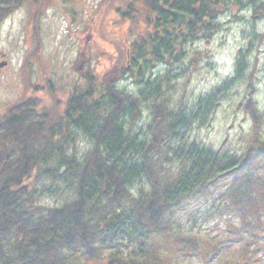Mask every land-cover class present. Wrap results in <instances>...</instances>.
<instances>
[{
  "label": "trees",
  "instance_id": "16d2710c",
  "mask_svg": "<svg viewBox=\"0 0 264 264\" xmlns=\"http://www.w3.org/2000/svg\"><path fill=\"white\" fill-rule=\"evenodd\" d=\"M111 1L105 15L120 11L115 6L120 0ZM254 1L144 0L122 10L130 30L138 29L131 43L137 54L129 63L135 67L149 55L164 60L146 50L150 29L158 34L161 18H173L159 2L190 14L199 3L195 18L206 16L213 29L218 4L243 9ZM51 2L30 0L34 44L24 65L40 58L38 20ZM258 9L264 12V0ZM9 10L0 9V20ZM120 54L95 81L76 88L65 105L56 95L48 106L23 97L0 111V264H177L182 256L197 257L202 264H256L264 251V111L255 100V64L242 58L238 68L245 73L238 105L251 128L243 147L229 150L185 137L195 118L205 121L219 105L226 84L188 110L183 100H171L168 83L176 74L167 62L164 74L131 91L122 83L133 70L125 50ZM197 63L190 61L191 67ZM145 109L148 120L137 129ZM219 184L224 188L208 216L226 221L227 241L239 246L238 261H218L226 246L178 227L177 211L200 195H211ZM129 245L136 248L123 256L120 248Z\"/></svg>",
  "mask_w": 264,
  "mask_h": 264
},
{
  "label": "rangeland",
  "instance_id": "374dc122",
  "mask_svg": "<svg viewBox=\"0 0 264 264\" xmlns=\"http://www.w3.org/2000/svg\"><path fill=\"white\" fill-rule=\"evenodd\" d=\"M143 1L120 0L115 6L120 11H128L144 5ZM111 4V0L104 4L101 0H52L38 20L40 58L30 59L26 65L24 63L34 44L30 0H21L16 8L7 12L0 20V62H6L0 68V111L23 97H33L40 101V105L48 106L52 96L56 95L65 105L76 88L83 89L89 80L95 81V76L110 68L121 55V50H126L135 40L134 34H138L136 28L132 33L134 30H130L129 20L121 18L120 11L113 10L105 15ZM91 9L94 23L89 16L87 18ZM226 9L218 17L219 28L209 42L205 38L186 41L185 52L179 55L173 66L175 78L168 85L171 86V100H183L189 110L195 108L200 98L226 84L219 105L205 115V121L195 118L193 125L186 129L185 137L213 148L240 150L251 128L249 116L238 105L245 86V73L239 74L238 68L244 59L250 66L252 63L256 66L255 100L264 111V17L253 20L251 10L244 8L235 11L234 15L240 16L236 20L231 7ZM192 59L198 60L197 67H191ZM145 62L148 70L143 78L136 77L135 68L123 81L129 90L136 91L144 86V82L148 83L166 71L164 60L157 61L148 56ZM93 83V87L98 88V83ZM148 115L145 109L137 129H144ZM79 147L83 149L85 143H79ZM223 188L221 184L214 186L211 195H200L177 211L178 227L182 232L211 238L226 246L216 258L218 261H238L236 250L239 246L227 241L226 221L208 216L219 189ZM44 201L52 203L53 199L44 198ZM257 257L260 260L256 264H264V251ZM176 263L202 264L193 256L178 257Z\"/></svg>",
  "mask_w": 264,
  "mask_h": 264
},
{
  "label": "flooded vegetation",
  "instance_id": "af4514ba",
  "mask_svg": "<svg viewBox=\"0 0 264 264\" xmlns=\"http://www.w3.org/2000/svg\"><path fill=\"white\" fill-rule=\"evenodd\" d=\"M95 1L98 2L99 0H95ZM106 1H108V0H106ZM106 1L101 0V4H104ZM258 3H259V0H255L254 3H248V5L245 7V8H249L251 10V12H252L251 16H252V18H254L253 20H257V18L261 19L262 17H264V12L262 10L258 9L256 11V7H257ZM19 4H20V2H19ZM90 6H91V4L88 7H90ZM158 6H159V8L162 9V11L169 10V12L173 16V18L170 17L167 20H165L164 18H161V20L159 21L161 26L159 28L158 34H157L156 29H154L153 27L150 29L151 37L149 40H147L146 50L148 51L149 54L153 53V55L163 57L164 60L168 63V65L171 67H173L175 64V60H173L174 56L177 54V59H178L179 55L181 53L185 52V50L183 49L184 45H185L186 41H189L191 39L189 37L190 30H193V32H194L193 35L196 38H198V36L200 34H202V38H205L206 42L210 41L212 34L214 35L215 32L217 33V30L219 28L218 27L219 23L216 25V27L211 29V28L207 27V25H206V23L208 22L206 16H202L198 20L195 18V16L198 15V13H199L198 12L199 3H197L195 6H193L192 14H190L189 12H182V11L177 10L178 12L184 13L186 15L184 21H182V23L180 25L177 24V18L172 13L173 9H169L168 4L165 5L162 2H159ZM101 7H102V5H101ZM101 7L97 8V9L100 10ZM225 7L226 8L231 7L230 11H231L232 15H234L236 13L235 11L242 9L237 5H233V4L229 5L228 3H220L217 6V10H218L217 16H220L223 12L227 11V9ZM224 8H225V10L223 11ZM88 16H89V20L90 21L92 20V22L94 23L92 9L88 11L87 18H88ZM189 16H192L191 20H189ZM174 18H175V20H174ZM235 18H236V20H238L240 18V16L236 15ZM155 19H156L155 14H152V17H151L152 23L155 21ZM151 26H153V25L151 24ZM91 28H92V23H91ZM91 31H92V29H91ZM136 32H137V30H136ZM104 33H105V30H104ZM168 34H170L171 36L168 37ZM156 35H157V38H156ZM172 37L174 38L173 41L171 40ZM160 38H161V40H160ZM158 41H160V45H159L160 52L159 53L155 52L152 48V46L155 45ZM169 43L171 45L170 49L171 50L173 49V54L171 55L172 57L170 56V53L172 51L170 53H168L169 51L167 50L169 48V45H168ZM125 49H126L125 53H126L127 62H128V69L134 70L135 68H138L139 66H141L140 67L141 68V75L138 78H140V79L143 78L144 74L146 73V69L148 70L147 63L140 60L135 67L132 66L129 62L131 61V58H133V56L135 54H137L136 53L137 51L132 49L131 44L128 45ZM149 56L154 58V56H152V55H149ZM170 57H171V59H170ZM137 70L138 69H136L135 73L137 72Z\"/></svg>",
  "mask_w": 264,
  "mask_h": 264
},
{
  "label": "water",
  "instance_id": "95a60500",
  "mask_svg": "<svg viewBox=\"0 0 264 264\" xmlns=\"http://www.w3.org/2000/svg\"><path fill=\"white\" fill-rule=\"evenodd\" d=\"M17 1V0H15ZM16 5L15 2L11 3V4H0V8L2 9H8L10 7H14ZM173 15L176 16L177 18V24L180 25L182 23V21H184L186 15L184 13H181V12H178L176 10H173L172 11ZM192 19V16H189V20ZM202 34L199 35V37H201ZM161 40V38H160ZM159 45H160V41H158L155 45L152 46L153 50L157 53L160 52V48H159ZM174 60H177V54L174 56L173 58ZM6 64V62H1L0 63V67H3L4 65ZM141 66L138 67V70H137V73L136 75L139 77L141 75Z\"/></svg>",
  "mask_w": 264,
  "mask_h": 264
}]
</instances>
